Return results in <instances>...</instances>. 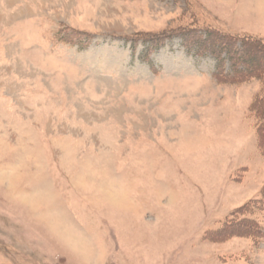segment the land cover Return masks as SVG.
<instances>
[{"label": "rangeland", "instance_id": "1", "mask_svg": "<svg viewBox=\"0 0 264 264\" xmlns=\"http://www.w3.org/2000/svg\"><path fill=\"white\" fill-rule=\"evenodd\" d=\"M229 36L264 0H0V264H264V50Z\"/></svg>", "mask_w": 264, "mask_h": 264}, {"label": "trees", "instance_id": "2", "mask_svg": "<svg viewBox=\"0 0 264 264\" xmlns=\"http://www.w3.org/2000/svg\"><path fill=\"white\" fill-rule=\"evenodd\" d=\"M210 35H212V33L210 32V31H208L207 32V36H206V38L205 39H207L208 41L211 39V36ZM210 36V37H209ZM229 38V41H231L232 43H234V44H236V43H238V45H239V47H240V49H242V51H243V53H248L249 51H251L252 53H256V48L255 47H257V49L259 50V51H261V50H264V48H262V47H264V44L263 43H261L259 40H257V39H254V38H249V37H237V38H234V37H228ZM235 41V42H234ZM248 45H250V46H248ZM260 45V46H259ZM262 45V46H261ZM239 49V48H238ZM231 51V50H230ZM233 52V51H232ZM235 52H237V50H235L234 51V53ZM215 56H216V58H218V60H219V53H218V51L217 52H212ZM228 57L230 58V59H232V56L230 55H228ZM222 66V60H219V64H218V68H220ZM257 69H255L254 71H245V69L243 70V73H242V76H244V74H245V76L246 77H250V76H252L253 74H255V73H257V72H263V70L261 71V70H259V71H256ZM214 76H216L217 78H221V80L223 79V80H228V79H234V78H231V77H225V76H223L220 72H218L217 74H215ZM238 77H240V76H238ZM263 122V124H264V121H262Z\"/></svg>", "mask_w": 264, "mask_h": 264}, {"label": "bare ground", "instance_id": "3", "mask_svg": "<svg viewBox=\"0 0 264 264\" xmlns=\"http://www.w3.org/2000/svg\"><path fill=\"white\" fill-rule=\"evenodd\" d=\"M174 68V67H173Z\"/></svg>", "mask_w": 264, "mask_h": 264}]
</instances>
